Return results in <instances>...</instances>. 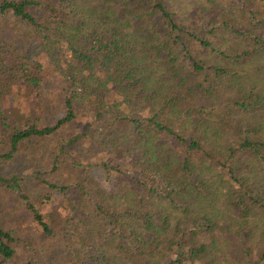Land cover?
I'll return each mask as SVG.
<instances>
[{
  "label": "trees",
  "instance_id": "obj_1",
  "mask_svg": "<svg viewBox=\"0 0 264 264\" xmlns=\"http://www.w3.org/2000/svg\"><path fill=\"white\" fill-rule=\"evenodd\" d=\"M23 147L58 179L0 176V264L11 199L25 264H264V0H0V163Z\"/></svg>",
  "mask_w": 264,
  "mask_h": 264
},
{
  "label": "rangeland",
  "instance_id": "obj_2",
  "mask_svg": "<svg viewBox=\"0 0 264 264\" xmlns=\"http://www.w3.org/2000/svg\"><path fill=\"white\" fill-rule=\"evenodd\" d=\"M18 51L22 55L30 56L33 58H36V56L39 53L37 46H35L34 44H29L27 46H24V44H20L18 46ZM13 100L14 98H9L10 103L14 102ZM13 104L17 108L16 109L17 111L22 109L21 105L16 104V102H14ZM30 147H34V146H30ZM32 149H33L32 155L31 153L24 151V147H23L20 153L16 157L11 159L10 161L1 162L0 176H8L13 173H17V175H19L20 177L28 179V177L31 174V172L29 171L32 170L33 172L34 171L43 172L45 173L46 178H52L51 180L56 181L58 178L53 177V175H50L49 173L51 168L49 164L46 163L48 159L42 158L43 157L42 154L39 158V153L37 154L36 151L37 149L36 148H32ZM90 175L92 176L94 175V173L90 171ZM22 186L24 190V182H22ZM37 192H40V189ZM20 212H21V208L19 207V205H17L16 202L13 201V199L9 200L8 207H6L4 214L8 222L7 221L5 222L7 228L16 231V235L19 238H21V240L19 242L20 245H18L19 248H16V253H17L16 258L13 261L8 262L7 264H25L26 260L24 256V240H30V239L32 240L33 238H35V236L32 235L34 231H28L27 225L23 222V217L21 218L20 216ZM17 216H19V218L16 219ZM41 246L42 245L40 244L39 247ZM47 253H48L47 248L41 247L40 249L37 250L36 255L39 256L41 260H44L46 264H60L59 260L56 257V253L54 255V258H52V260L47 259V257L51 258V254L47 255Z\"/></svg>",
  "mask_w": 264,
  "mask_h": 264
}]
</instances>
